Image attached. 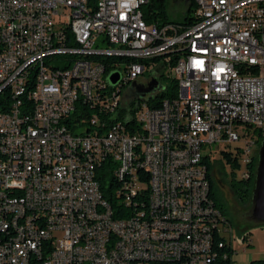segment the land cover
Listing matches in <instances>:
<instances>
[{"label": "built area", "instance_id": "obj_1", "mask_svg": "<svg viewBox=\"0 0 264 264\" xmlns=\"http://www.w3.org/2000/svg\"><path fill=\"white\" fill-rule=\"evenodd\" d=\"M193 1V24L162 25L145 20L150 0H0V264H239L208 148L228 147L250 179L264 0ZM154 58L177 93L153 104L168 89L143 95L152 77L126 102ZM99 178H112V202Z\"/></svg>", "mask_w": 264, "mask_h": 264}, {"label": "rangeland", "instance_id": "obj_2", "mask_svg": "<svg viewBox=\"0 0 264 264\" xmlns=\"http://www.w3.org/2000/svg\"><path fill=\"white\" fill-rule=\"evenodd\" d=\"M144 13H149L148 7L143 8ZM185 7L178 0H167L166 1V12L168 18L172 22H181L184 19ZM160 11L154 9L153 13L158 14ZM191 17L195 15V6H192V11L189 13ZM103 38H100L98 45L100 48H107V44L101 42ZM169 63L164 67L163 59L156 62H151L147 66V70L143 76H140L136 82V86L133 88L132 84L127 87L123 96L125 101H131V96L137 89V87L147 88L149 80L152 77L158 78L160 86L171 89L173 86L174 75L171 72ZM156 73V74H155ZM257 135V134H256ZM260 144L258 143L254 147L255 156L258 155L260 150ZM208 149L212 152L214 157V194L216 197V204L218 207H222L224 214L231 221L233 228V251L238 259L239 264H250L251 258L263 259L264 260V224H257L251 219L250 211L252 203L250 201H241L231 191V183L233 179L232 169L225 163L222 158V151L228 149L225 145L213 144ZM236 177V176H235ZM237 180H239L236 177ZM110 179L106 180L105 187H109ZM245 202V203H244ZM221 209V208H220ZM249 235L248 240H252V244L249 245L247 240H244V236ZM246 259L241 260V257Z\"/></svg>", "mask_w": 264, "mask_h": 264}, {"label": "trees", "instance_id": "obj_3", "mask_svg": "<svg viewBox=\"0 0 264 264\" xmlns=\"http://www.w3.org/2000/svg\"><path fill=\"white\" fill-rule=\"evenodd\" d=\"M166 1L167 0H150V3L147 5L149 13L144 14L145 20L148 23L159 22L162 25L170 24V23H181L183 25L193 24V18L189 15V13L192 11V6L193 5L195 6L193 0H190L188 10L184 13V19L181 22H172L169 20L167 12H166ZM154 9H158L160 12L158 14H155V13H153ZM97 59L101 60L103 62H106L107 64L117 63L119 61L120 62L122 61L121 58H107V59H105V58L98 57ZM159 60H160V58H154V59L149 60V61H144V64L149 65L151 62H156ZM124 61H126V62L133 61L134 62L135 60L126 59ZM173 62H175V61H173ZM167 89L168 90L166 92H162L161 94H158L154 100H151L152 102H154L153 104L158 105V104L162 103L165 99L174 96L177 93V89H178L176 81L175 80L173 81V86L171 89H169V88H167ZM8 105L9 104H8L7 100H4V98L2 96H0V111H2V112L6 111L8 108ZM131 130L133 131L134 129L131 128ZM262 142H263V140L260 139L258 142L260 144V146H261ZM222 158L224 159L225 163L232 169V174H233V179H232V183H231L232 193L237 197L238 200L245 201V202L250 201L252 203V194H253V190L255 188V178H256V170H257V164H258V155L255 157V163L252 167L253 171H252L250 179H248V180H237L235 177L236 171L240 168L239 160L237 157L233 158L229 152H223ZM208 165H209L208 177L210 179V184H211V196L216 201V197L214 194V185H215L214 167L215 166L214 165L212 166L210 164H208ZM98 180L101 184V190H102L103 196L106 199H108L110 202H112V192H113V189L115 188L112 178L110 179L109 187L104 186L106 183V179L99 178ZM142 181L145 183H149L150 178L146 173H142ZM220 208L223 211L222 207H220ZM223 213H224V211H223ZM249 219H250V217H249ZM248 237H249V235H245L244 240H247ZM215 249H222V242H215ZM226 251L231 253L233 250L227 249ZM222 254H223V252H222ZM180 264H182V260H181ZM213 264H231V263H230V260L225 259L224 256H219L213 262ZM250 264H264V260H256V261L251 262Z\"/></svg>", "mask_w": 264, "mask_h": 264}, {"label": "water", "instance_id": "obj_4", "mask_svg": "<svg viewBox=\"0 0 264 264\" xmlns=\"http://www.w3.org/2000/svg\"><path fill=\"white\" fill-rule=\"evenodd\" d=\"M120 75L115 73L111 76L110 81L113 85L117 84ZM158 84L153 81L143 95L151 92ZM250 219L257 224H264V140L258 152V164L255 178V188L252 194V208L250 211Z\"/></svg>", "mask_w": 264, "mask_h": 264}, {"label": "crops", "instance_id": "obj_5", "mask_svg": "<svg viewBox=\"0 0 264 264\" xmlns=\"http://www.w3.org/2000/svg\"><path fill=\"white\" fill-rule=\"evenodd\" d=\"M235 259L238 261V259H237V257L235 256ZM243 259H246V257H241V260L240 261H242ZM256 260H263V259H257V258H251V260H250V263L251 262H253V261H256ZM239 262V261H238Z\"/></svg>", "mask_w": 264, "mask_h": 264}, {"label": "bare ground", "instance_id": "obj_6", "mask_svg": "<svg viewBox=\"0 0 264 264\" xmlns=\"http://www.w3.org/2000/svg\"><path fill=\"white\" fill-rule=\"evenodd\" d=\"M215 250H222V249H215ZM182 258H174V264H180Z\"/></svg>", "mask_w": 264, "mask_h": 264}]
</instances>
